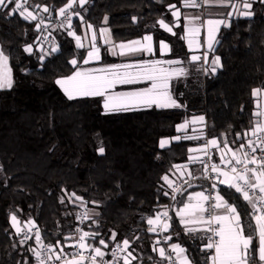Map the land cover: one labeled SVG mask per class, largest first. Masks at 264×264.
I'll return each mask as SVG.
<instances>
[{
  "label": "trees",
  "instance_id": "16d2710c",
  "mask_svg": "<svg viewBox=\"0 0 264 264\" xmlns=\"http://www.w3.org/2000/svg\"><path fill=\"white\" fill-rule=\"evenodd\" d=\"M66 3L67 0H28L30 8L37 4L49 8V12L36 9L46 21L57 16ZM182 3L183 0H89L84 7L75 8L74 13L83 16V21L73 17L77 34L83 23L99 28L109 17L108 27L116 43L152 35L157 42H168L171 58L180 59L193 71L191 77L173 82V95L184 107L114 114L104 112L102 98L69 100L55 83L74 74L82 58H86L87 49L78 48L73 36L56 30L60 49L46 56L41 66L36 47L31 55L23 50L39 39L37 22H27L18 14L5 17L0 13V45L10 56L14 81L10 90L0 93V264H25V259L28 264H36L28 250L38 249L35 235L19 243L23 233L18 235L12 226L13 214L23 227L29 220L34 221L46 245L55 247L59 242L67 253L74 250L72 244L81 228L90 235L98 233L95 241L104 239L108 244L104 248L93 238L88 240V244L106 252L104 261L112 260L107 253L114 243L127 238L131 245L127 251L136 257L131 264H165L153 250L162 237L167 247L174 243L183 246L194 264L210 263L206 257L212 251L204 249L207 235L186 231L177 215L183 198L173 197L161 179L188 160L189 150L197 142L182 140L166 148H161L159 142L176 137L177 126L196 116L206 117L207 137L217 139L220 148L225 147L224 140L232 149L244 142V131L257 120L253 89L264 90V4L254 3L252 18L234 19L231 27L220 31L217 55L223 68L216 76H203L189 63L185 39L181 38L183 23L175 29L176 35L167 33L158 23L162 19L174 26L175 17L168 5L180 8ZM102 57L104 64L112 61L105 46ZM72 59L78 61L75 67L70 63ZM101 139L104 155L96 151ZM201 183L207 191L205 177ZM216 185L229 204L237 205L242 223L254 225L244 215L251 209L241 194ZM72 192L83 197L88 202L86 207L97 209L99 215L80 224L81 207L75 203L82 202L75 197L69 199ZM164 209L169 210L170 229L159 237L149 231L147 220ZM112 232L116 233V241L109 240ZM168 236L172 239L167 240ZM257 243L254 240L253 246Z\"/></svg>",
  "mask_w": 264,
  "mask_h": 264
},
{
  "label": "snow or ice",
  "instance_id": "6c2138e0",
  "mask_svg": "<svg viewBox=\"0 0 264 264\" xmlns=\"http://www.w3.org/2000/svg\"><path fill=\"white\" fill-rule=\"evenodd\" d=\"M89 0H67L65 6L60 7L59 15L64 18L67 22V27L72 28V17L73 15L79 17L80 21H83V16L79 12H71L70 10L77 5L79 7H84ZM256 0H183V7L185 8H201L205 6H220L228 7L230 11L226 14L224 19H208L204 24H198L197 20L199 17L187 18V35L182 36V39L187 40V45L189 50L200 49L202 46L199 41V36L201 30L206 29V43L205 51L203 52V64L208 65V68L204 69L207 75L210 71L213 75L217 72L218 68H223L221 64V57L215 55L216 47L220 43L216 39V35L220 30L221 25L225 28L231 27L230 19L235 14L237 17L246 16L250 17L254 13L250 10L253 7V3ZM259 3L264 4V0H259ZM28 0H0V13L3 16H14L19 15L23 17L25 21H37L35 25V30L40 31V26L44 24L43 18H38L34 14L35 9H40L44 12H49V8L42 5H33L34 10H29ZM12 5V7H9ZM171 14L176 18L177 21L180 20L181 11L177 8L176 4L168 5ZM243 9H248L249 11H243ZM135 19V18H133ZM105 23H107V17H105ZM158 23L166 31L176 35L173 32V27L165 23L164 20H159ZM174 26H179L174 25ZM88 28L92 25L88 24ZM109 30L107 28L101 30V34L107 36ZM73 36L76 40L77 47H83L81 43V37L76 35L75 31H70L68 33ZM93 44L91 48L87 51L86 58L83 59V63L87 64L91 61H99L101 59L100 48L96 47V34H92ZM146 43H141L140 40H133L129 44L121 43L117 47L119 48V55L135 54V53H153V37L152 35H146L143 37ZM47 42L50 48V52L45 50L43 43ZM111 43V41H108ZM36 47L40 53L37 57L41 66L46 56L51 55V53L57 52L58 47L52 42L48 41L47 36L43 37V41L37 39L33 44H28L24 46V52L31 55L33 53V48ZM159 48L161 50L170 51L169 45L164 42H159ZM209 53L213 54V59L209 64ZM112 54L116 55V48H112ZM190 61L199 62L201 61V56L193 54L190 57ZM73 67L78 64L76 59L70 60ZM183 62L181 60L170 59L167 61L155 60L149 63L141 64L139 71H127L132 65L121 64L115 65L110 68L97 69L93 71H83L77 70L74 74L57 79L55 83L60 86L64 94L69 100H75L79 98L87 97H104L103 108L107 112L112 111H129L138 109L141 106L151 107L155 105L157 108L168 109V108H182L184 105L178 102L177 98H174L171 92V81L173 79H178L181 76H186L187 72L183 67H171V65H180ZM165 65H168L166 67ZM124 69V71H121ZM140 82H150V86L142 89L140 91L130 92V93H120L116 95L108 94L109 90L112 89L117 84H135ZM13 71L10 65V56L6 54L5 50L0 47V90L11 89L13 87ZM182 95V94H181ZM254 96L264 95L262 89H253ZM255 116L261 118L253 121V126L250 129L244 131V142L240 144L238 150L233 151L232 149H227L232 152V158L225 161L223 155L220 159L224 163L225 167L231 165L228 170H221L220 166L213 164L212 170L217 173V179L219 177H224L223 180H219L220 184L227 185L230 189H235L236 193H240L243 200L247 201L250 206V211L246 210L244 215L249 216L253 223L249 222L247 225L243 224L241 221V213L237 211V205L229 204L223 196L220 195V190L217 188L216 183H213V189H216L215 196L211 194L205 195L204 192H198L195 196H189L188 202L184 204V207L177 213L180 218V223L185 225L188 232H194L197 229L188 227V225L202 224L205 227L202 229L205 233H211L208 236V243L206 244L207 250H213L214 253L206 259L211 261V264H264V107L257 110L254 113ZM205 121L204 116H199L194 118L192 121H185L184 123L177 126V131H186L188 124H195L197 122L203 123ZM187 139H192L193 137L186 136ZM237 139H240V134L237 133ZM176 140H180L181 137H174ZM235 142V141H234ZM225 148H227V140L223 141ZM169 144L168 139H161L159 146L164 148ZM208 145L216 147L219 149V144L217 139H211L208 141ZM249 149V151L244 152L243 149ZM51 150V149H50ZM223 152V149H219ZM259 150L260 155H257ZM96 151L99 155H104L105 145L103 140L97 141ZM193 151H196L193 149ZM237 152H242V158L237 155ZM194 159V158H192ZM233 160L235 163H233ZM248 165H253L249 168ZM239 166V168L237 167ZM179 169L182 166H175ZM2 165H0V171H2ZM205 171H207V165H205ZM190 175V173H189ZM161 179L171 187L172 181L169 179L167 174L163 175ZM173 192L179 191V189L173 188ZM165 196L168 192L163 193ZM75 197V200L81 201L82 206L86 205L88 202L84 200L83 197L77 196L75 192L69 194V199ZM212 200L210 207H206V203ZM61 199V203H63ZM93 203H98L93 201ZM223 210V211H218ZM205 213H208L205 217ZM99 215V213H95ZM164 217H168V212L162 213ZM83 218H89V212L86 211L82 215ZM170 219V217H169ZM12 226L16 229V233L19 235L23 233V239L19 243L24 244L26 241L32 239L29 233L32 228L36 227L35 222L29 220L27 223L31 225L28 227L27 231L20 226V221L15 214L11 215ZM160 222V216L158 215L155 219L149 218L147 223L149 225H158ZM170 225L164 223L162 225V231H167ZM247 229V234L245 230ZM77 231H80L77 229ZM149 231H156L155 227L149 229ZM88 232H84L79 236L78 248H74L70 255L73 257L70 264H83L85 259L89 260L91 264H96V257H101V264H119L122 259L124 264H130L131 259H136L132 252H127L129 248L130 241L127 238L121 241H116V233L112 232L109 240L116 241L113 245V249L107 253L112 257L110 261H104L103 257L106 255L101 247L94 246L93 244H86L85 237L89 236ZM98 233H91L93 240ZM218 237V239H216ZM139 239V237H136ZM167 240H171L172 237H166ZM36 243L40 245V249L30 247L28 250L33 254L36 260V264H48V261L52 259V254H56V259L60 260L61 256L56 253V247L60 248V252H63V247H60L59 242L54 247L52 245H44L41 242V236L39 230L35 233ZM257 240L258 243L253 246V241ZM96 244L108 247V244L104 239L95 241ZM159 241H157V245ZM68 246V245H66ZM81 249H90L91 254L87 257L81 251ZM154 251H158L161 258L166 260H172V255H166L165 248L154 247ZM135 251V250H133ZM186 249L181 247L180 244L174 243L171 245V253H174L176 260L179 264H194L193 260H190L188 256L184 255ZM121 252H126L123 257L120 256ZM78 257V259H76ZM25 264H28L27 259H25ZM68 264V262H65Z\"/></svg>",
  "mask_w": 264,
  "mask_h": 264
},
{
  "label": "crops",
  "instance_id": "0c3cea01",
  "mask_svg": "<svg viewBox=\"0 0 264 264\" xmlns=\"http://www.w3.org/2000/svg\"><path fill=\"white\" fill-rule=\"evenodd\" d=\"M259 0H256V2H258ZM255 2V3H256ZM254 4V3H253ZM181 11V17L180 20L177 21L175 18V24L174 25H181V23H183V27H184V36L187 35V23H188V19L187 18H192V17H199V19L197 20L198 24H204L206 23V21L208 19H224L226 17V14L230 11V9L228 7H220V6H206L205 9H197V8H185L183 7V3L182 6L179 8ZM243 11H249L248 9H243ZM252 12V9L250 10ZM252 16L250 17H246V16H239L237 17L235 14L231 17L230 19V23L232 20L237 19V18H252ZM108 22H109V17H107V23H105V19L103 22V25L99 28H96L95 26L92 25L91 28H88L87 25L83 23L81 25V32L80 34H77V30H76V35L81 37V43L83 44V47H78L80 49H87V51L91 48L92 44H93V40H92V34L93 32H95L96 34V47L100 48V55H101V59L99 61H91L87 64L82 63L81 67L78 68L77 70H83V71H93V70H97V69H103V68H110L112 66L115 65H121V64H127V65H132L131 68L127 69V71H139L140 70V65L143 63H149L155 60H161V61H167L170 59H175V58H171V54H172V49L171 46L168 42L166 41H159V42H164L167 43L169 45L170 51H165V50H161L159 48V42H157L154 37H153V48L154 51L153 53H135V54H127V55H119V48L117 47L119 44L124 43V44H129L131 41H127L125 42H121V43H116L113 39V35L111 32V29L108 27ZM170 27H173V32H175V29L179 26H172L169 25ZM107 28L109 30L107 36L102 35L101 34V30ZM162 28V27H161ZM224 28L223 25H221L219 32L216 35V39L218 40L219 37V33L220 31ZM164 31H166L164 28H162ZM169 34H172L168 31H166ZM75 39V38H74ZM136 40H140L141 43H146V41L143 40V38L141 39H136ZM108 41H111V43H109ZM133 41V40H132ZM199 41L201 44V48L200 49H194V50H189L188 45H187V40L185 39V43L189 52V63H191L192 65H195L199 71L202 72L203 76H207V75H213L210 71L208 72V74L206 75L204 72L205 68H208V65H204L203 68L201 67V65L203 64V52L205 51V43H206V29L201 30V34L199 36ZM76 42V40H75ZM102 46H105L107 49V53L109 55V57L111 58L112 61H109L108 63L104 64L102 63L103 57H102ZM1 47V45H0ZM216 47V52L215 55H217V48L218 45H215ZM112 48H116L117 54L113 55L112 54ZM200 55L201 56V61L199 62H192L190 61V57L193 55ZM213 59V54L209 53V64L211 63V60ZM176 60H180V59H176ZM11 65V64H10ZM166 67H168V65H165ZM171 67L175 68V67H183L186 72L187 75L186 76H181L178 79H173L171 81V85L173 86V82L179 80V79H186L189 78L193 75V71L192 69H190V67L187 64H180V65H171ZM76 70V71H77ZM220 68L217 69V72L213 75L216 76L219 73ZM74 71V72H76ZM121 71H124V69H121ZM150 86V82H140V83H135V84H117L115 85L112 89L109 90L108 94L111 95H116V94H120V93H130V92H135V91H140L142 89H145L147 87ZM172 86H171V92H172ZM60 87V86H59ZM4 90H8V89H3L0 90V93ZM62 90V89H61ZM63 91V90H62ZM262 93H264V90L262 91ZM173 94V92H172ZM174 96V95H173ZM90 98V97H87ZM103 99L104 102V97H100ZM175 98V97H174ZM80 99V98H79ZM255 100H256V111L260 110L262 107H264V95L261 96H255ZM103 104V103H102ZM151 108H157L155 105L151 106V107H143L141 106L138 109H134V110H129L130 111H138V110H144V109H151ZM157 109H161V108H157ZM170 109V108H168ZM104 112L106 114H114V113H119V112H128V111H112V112H107L104 108H103ZM199 117V116H196ZM196 117H192L187 121H192L194 118ZM258 119H261L259 117H257ZM184 123V122H183ZM182 124V123H181ZM180 125V124H179ZM207 120L205 117V121L203 123L197 122L195 124L189 123L188 124V128L186 131H177V136L181 137L180 140H176L174 138H166L169 140V144L166 145L164 148L170 146L173 142H180L182 140H192L197 142V144L193 147L190 148L189 150V157L188 160L185 163L182 164H178L176 166H182L179 169H177L176 167L174 168V170L172 171V173H170L169 179L172 181V185L171 187H169V185L167 183H165V186L168 190V192L173 196V197H182L183 198V204L182 206L179 208L178 212L184 207V204L188 202V197L189 196H195L196 193L198 192H204L206 195V190L203 188V185L201 183V181H203V177H204V170L201 166L194 164V159L200 158L203 156L205 149L207 147H212L210 145H208V141H210L211 139H209L207 137ZM176 136V137H177ZM186 136H190L193 137L192 139H187L185 138ZM219 144V142H218ZM193 149H195L196 151H193ZM212 149L214 150V160L215 163L217 165H219L221 167V170H228V168L231 167V165H228L227 167H225L224 163H222L220 157L221 155H223L224 160L227 161L229 159L232 158V152L228 151L227 149H232L231 147L227 148H220V144H219V149H223L224 151L221 152L219 149H217L216 147H212ZM239 149V147H238ZM238 149H232L233 151L238 150ZM244 152H247V148L243 149ZM237 155L240 156L242 158V152H237ZM194 158V159H192ZM233 163H235V161L233 160ZM239 167V166H237ZM249 168L253 167V165H248ZM190 173V175H189ZM224 177H219V180H223ZM219 180L217 181V184L219 186H224L227 187V185L225 184H220ZM173 188L179 189V191L173 192ZM247 202V201H246ZM250 207V206H249ZM167 211L168 212V217H164L162 215L163 212ZM218 211H223V210H218ZM160 216V222L158 225H149L148 224V228H152L155 227L156 231H150L153 234L158 235L159 237H161L163 234L167 233L170 229L167 231H162V225L164 223H168L170 225V219H169V210L164 209L162 210L159 214H157L155 217H153V219H155L157 216ZM179 217V216H178ZM206 217V216H205ZM180 219V218H179ZM242 221V218H241ZM20 225L22 226V224L20 223ZM182 226L186 229L185 225L182 224ZM31 227L30 225L26 224L24 225V227L22 226V228H28ZM188 227H192L197 229L194 232H187L188 233H202L207 235V239L208 236H210V232L209 233H205L202 229L205 227V225L202 224H194V225H188ZM15 229V228H14ZM16 230V229H15ZM37 230V229H35ZM159 244L156 246L157 248L159 247H163L165 248V253L166 255L171 254L172 255V260H166L160 257L159 252H157V254L159 255V257L163 260H165V264H179V262L176 260V256L174 253H171V245L170 246H165L162 243L163 239L162 237L158 239ZM208 243V241H207ZM183 247V246H181ZM184 248V247H183ZM204 249H206V245L204 246ZM102 250V249H101ZM207 250V249H206ZM103 251V250H102ZM212 254L214 253V249L211 250ZM129 252V251H127ZM126 255V252H123L122 256ZM184 255L187 256V254L185 253ZM189 257V256H188ZM100 258V257H97ZM130 260V264L132 263L133 259L129 258ZM72 260H67V259H61L59 261H56V263L54 264H65V262H68V264H70ZM83 264H86L83 262ZM100 264V262H99ZM119 264H124V261L121 259L119 261ZM211 264V261L210 263Z\"/></svg>",
  "mask_w": 264,
  "mask_h": 264
},
{
  "label": "built area",
  "instance_id": "2783aa9c",
  "mask_svg": "<svg viewBox=\"0 0 264 264\" xmlns=\"http://www.w3.org/2000/svg\"><path fill=\"white\" fill-rule=\"evenodd\" d=\"M198 2H199V0H198ZM26 6L29 7V10H34V9L30 8V6H28V4ZM205 7H201V8H197V9H205ZM70 11L74 13L73 10H70ZM34 14H36L38 16V18H43V17H41L38 14V12L36 11V9L34 10ZM74 16L75 15H73V17ZM73 17H72V28H68L67 27V22L64 21V18L59 15V12L57 13V16H55L54 18H52L50 21H46L44 19V24L40 26L39 40L43 41V37L44 36H47L48 41H52L58 47V49H60V46H59L60 45V42L58 41V39L56 37L55 31L56 30H60V31H63V32L67 33V34L70 31H75V33H76V27L73 24V21H74V18ZM27 22H32V21H27ZM43 47L44 48H47V49H50L47 42L43 43ZM247 151H249V149H247ZM257 155L258 156L260 155L259 150L257 151ZM213 160H214V150L212 149V147H207L205 149V152H204L203 156L200 157V158L194 159V161H192V162H194V164H196V165L199 164V166H201L203 168V170H204V174L203 175H204L205 179L207 180V182L209 184V188L206 191V195L211 194L212 196H215L216 189H213L212 185H213V183H216L217 184L218 179H217V173L214 172L212 170V167H211L213 164H216L215 161H213ZM205 165H207V171H205ZM75 204L78 207H81L82 206V204L79 205V203H75ZM211 204H212V200H209L206 203L205 206L206 207H210ZM207 215H208V213H205V216L206 217H207ZM36 231L37 230H35V229L32 230L29 233V235L32 237L33 235H35ZM210 235H212V234L210 233ZM216 239H218V237ZM48 264H52V262L51 261H48Z\"/></svg>",
  "mask_w": 264,
  "mask_h": 264
},
{
  "label": "rangeland",
  "instance_id": "374dc122",
  "mask_svg": "<svg viewBox=\"0 0 264 264\" xmlns=\"http://www.w3.org/2000/svg\"><path fill=\"white\" fill-rule=\"evenodd\" d=\"M77 5H78V3H77ZM77 5H74V7L71 9V10H75V8L77 7ZM47 51H48V49H47ZM79 203V205H81L82 203H80V202H78ZM86 211H88L89 212V218H83L82 219V215H83V213H85ZM95 213H98V211H97V209H92V208H88V207H86V205H84V206H81V211L79 212V214H78V220H79V222H80V224H83L84 222H86V221H89V220H92V219H94V218H96L98 215H95ZM21 226V225H20ZM22 227V226H21ZM35 228V227H34ZM34 228H32V230H34ZM24 229V231H27V229L28 228H23ZM36 229V228H35ZM79 233H78V235L75 237V241H74V243L72 244V246H73V249L74 248H78V241H79V236L80 235H82L83 233H84V231H82V229L81 228H79ZM92 238V236L91 235H89V236H87V237H85V243L86 244H88V240L89 239H91ZM41 242L45 245V243L41 240ZM37 247H38V249H40V245L39 244H37ZM41 250V249H40ZM103 250V249H102ZM74 250H72L70 253H72ZM81 251L84 253V255L87 257L88 255H90L91 254V250L90 249H81ZM104 251V250H103ZM105 252V251H104ZM56 253H59L60 254V256H61V259H67V260H72L73 259V257L72 256H70V255H67V254H69V253H67V252H65L64 250H63V252L61 253L60 252V248H56ZM106 253V252H105ZM122 254H123V252L122 253H120V255L122 256ZM105 257V256H104ZM104 257H103V259H104ZM60 259V260H61ZM76 259H78V257H76ZM51 262H52V264H54V263H56V261H59V260H57L56 259V254L55 253H53L52 254V259L50 260ZM101 261V257L100 258H97L96 257V264H99V262ZM86 262H90L89 260H87V259H85V261H84V263H86ZM91 263V262H90Z\"/></svg>",
  "mask_w": 264,
  "mask_h": 264
}]
</instances>
